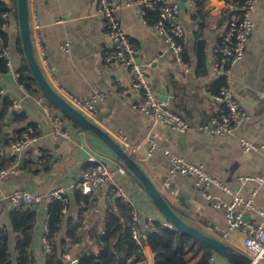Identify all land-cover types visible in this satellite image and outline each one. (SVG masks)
Wrapping results in <instances>:
<instances>
[{"label": "crops", "instance_id": "crops-1", "mask_svg": "<svg viewBox=\"0 0 264 264\" xmlns=\"http://www.w3.org/2000/svg\"><path fill=\"white\" fill-rule=\"evenodd\" d=\"M114 1L119 6L117 17L137 48L139 61L152 87L165 97L164 101L172 111L189 122L190 131L176 133L168 126L155 124L133 107L138 96L126 93L131 84L128 69L105 60L111 43L97 14V0H28L33 46L44 74L34 41L36 20L40 25L38 33L46 49V57L59 84L83 100L91 98L95 90L104 94L105 99L97 106V117L92 121L119 144L120 133L128 138L127 144L120 145L139 163L185 222L247 254L243 233L240 230L228 232L224 212L217 210L213 201L204 196L205 190L196 186L195 178L176 175L173 179L175 194H170L164 185L170 168L168 158L160 151L147 157L146 151L148 139L154 140L177 156L203 165L214 177L244 197H249L256 190L255 209L245 214V220L256 224L264 221L260 214V211L264 212V185L239 180L240 177L264 174V153H244L239 142V137H245L254 143L264 144V0L253 15L255 29L249 38L246 54L232 71V88L248 117L232 133L220 136L205 134L198 127L225 112L224 106L214 101L211 95L219 92L221 85L213 73L214 47L227 30L226 4L222 0H186L185 6L180 8L178 22L185 31L183 67L155 28L158 19L156 9L150 13L147 11L144 21L142 5H127V0ZM173 1L178 3L180 0H163V3ZM6 3L11 9L5 27L9 44L3 49H7L13 69L19 71L24 62L15 14L18 1L6 0ZM66 44L69 51L63 50ZM0 94L9 98L20 114L17 118L13 115L15 111L6 115L0 129V170L9 171L0 179V233L7 235L10 260L12 264H18L19 260L16 250L18 237L11 220L13 209L8 202L10 196L20 190L32 195H47L58 188H66L67 204L66 211L62 212L64 224L59 238H67L72 233L82 238L81 244L67 238L66 246L71 250L64 255V262L70 264L72 261L74 264L78 261L73 255L76 251L86 245L96 248L94 236L99 234L101 237L104 233L105 215L109 211L121 214L115 206L117 197L110 188L92 198L83 195L78 198L80 193L73 190L81 170L89 166L88 157L92 153L99 156V151L109 155V151L73 122L68 131L70 138L55 133L46 109L54 115H63L62 112L48 101L42 104L39 100L44 98L43 94H30L9 70L0 73ZM29 129H33V134ZM25 134L36 138V141L29 142L20 155L10 157L7 147L23 139ZM5 140L10 144L6 145ZM39 151L42 157H38ZM102 159L108 161L104 156ZM109 164L112 168L119 165L117 162ZM117 182L131 197L132 210H137L142 217L151 216L154 221L166 222L143 187L130 174L118 176ZM207 191L216 199H229L218 186L211 185ZM85 200L90 201L88 206ZM32 208L37 217L28 252L32 264H42L41 240L50 213L46 204ZM122 225L127 227V222L123 220ZM146 245L142 248V256L132 257L127 264H155V253ZM213 255L215 264H230L216 253Z\"/></svg>", "mask_w": 264, "mask_h": 264}, {"label": "built area", "instance_id": "built-area-1", "mask_svg": "<svg viewBox=\"0 0 264 264\" xmlns=\"http://www.w3.org/2000/svg\"><path fill=\"white\" fill-rule=\"evenodd\" d=\"M127 1V5H142L141 17L144 21L148 9H154L159 1L163 3V0ZM222 1L226 4L229 20L226 32L214 47L213 73L214 76L220 80L221 85L219 92L212 94L211 98L217 103L222 104L225 108V112L222 113L219 118H213L210 123L198 127L199 131L216 136L232 133L235 129L239 128L248 117V114L241 107L232 88V71L246 54L249 38L255 29L253 15L262 0ZM118 9L119 6L114 0H97V14L111 43L109 50L105 53L106 62L117 63L128 69L131 84L130 89L126 90V93H134L138 96V100H136L137 103L133 105L136 110L146 115L148 119L155 124L165 127L168 126L176 133H187L191 129L189 122L172 111L168 104L160 98L159 93L152 87L147 72L139 61L138 50L131 42L117 17ZM179 10L180 8L177 2L163 3L159 8V16L155 23V28L165 41L167 47L174 54L177 62L185 67V49L183 44L185 31L183 26L178 22ZM3 17L8 18L9 13H4ZM34 26L36 29L34 41L44 66L45 74H47L50 80L58 87L59 94L71 105L90 120L96 119L97 106L105 99L104 94L99 90H95L91 98L83 100L77 98L66 88L62 87L55 75L54 68L46 57V49L38 33L40 25L37 20L34 22ZM63 50L69 51L67 44L63 46ZM0 57L6 61L8 70L12 73L14 79L19 82L20 74L13 69L6 48L3 49ZM39 101L44 105L47 103L45 97L41 98ZM46 111L54 132L66 139L70 138V133L68 131L72 122L64 115H54L47 109ZM29 132L33 134L34 131L33 129H29ZM118 139L121 145H125L128 142V138L121 133L118 135ZM33 141H36V138L29 134H25L23 139L7 147V154L10 157L20 155L27 148L28 143ZM239 142L244 153H264V144L254 143L247 140L245 137H239ZM147 144V157H151L156 151H160L169 160V173L164 184L168 192L170 194H175L173 179L176 175L195 178L196 186L205 190L204 196L213 201V206L217 210H222L224 212L228 224V232L231 233L235 230H240L244 235L243 245L246 253L255 264H264V221L261 224H256L245 220V214L255 209L257 191L254 190L249 197H244L240 195L239 192L234 191L230 186L223 184L219 179L214 177L203 165L189 162L177 156L168 149L161 147L154 140L148 139ZM37 155L38 157H42V152L39 151ZM100 155L98 156V153H92L88 157L89 166L81 170L80 178L73 186V190L78 191L85 198H92L103 190L110 188L115 196L122 200L123 203L133 206L131 197L117 182V177L127 175L128 171L121 165H118L117 168H112L109 164L110 162H106L103 159L101 160L102 155ZM8 173L9 171L0 170V179L5 177ZM239 180L242 183L254 181L259 185H264V174L240 177ZM211 185L220 187L223 192L229 196V199L224 200L213 197L207 191ZM66 195V188H58L47 195H32L27 191L20 190L15 191L10 196L8 202L13 210L23 205L35 207L41 204L49 205L55 201L66 204ZM65 211V208H63L62 212ZM260 214L264 218V212L260 211ZM48 220L41 240L44 253L42 264H48L50 254L53 252ZM153 222V217H142L135 209L132 210L130 219L127 221V227L130 231L131 238L142 248L147 246L144 242V234L150 229ZM164 225L172 228L166 222ZM208 262L209 264H215L216 257L212 255ZM72 263L73 262L70 261V264Z\"/></svg>", "mask_w": 264, "mask_h": 264}, {"label": "trees", "instance_id": "trees-1", "mask_svg": "<svg viewBox=\"0 0 264 264\" xmlns=\"http://www.w3.org/2000/svg\"><path fill=\"white\" fill-rule=\"evenodd\" d=\"M162 4L159 1L154 8L158 11V16L159 8ZM154 9H148L147 11L149 12ZM10 10L6 0H0V54L3 48L9 44V35L5 30L7 18H5L4 22L3 14L9 13ZM15 14L17 16V8ZM21 53L24 64L17 71L20 74L18 83L30 94L41 95L42 92L33 78L22 48ZM6 71H8L6 61L0 57V73H5ZM49 103L51 104V102ZM16 110L13 107V102L0 94V129L2 127L1 121L6 115L11 114L12 111H15L13 115L16 118L20 116ZM74 125L76 124L74 123ZM5 144H10V141L5 140ZM131 177L138 182L132 175ZM84 202L88 206L90 201L85 200ZM66 204L55 201L48 205L50 213L48 224L53 247L48 264H66L64 262V255L70 253L71 250L66 246L67 238H70L73 242L82 243V238L76 237L75 233H72L71 236L68 235L67 238H59L64 224L62 210L66 207ZM115 206L119 208L121 214L115 215L109 211L105 215L106 226L104 233L101 237L99 234H95L94 236L96 248L94 249L90 245H86L73 254L78 260V264H95L96 261H99L97 264H127L132 257L142 256V247L137 245L131 238L128 227L124 228L122 225L123 220L127 222L130 219L132 207L126 205L118 198L115 200ZM36 217V211L32 207L25 205L14 209L11 213L12 226L18 237L16 243V250L19 254L18 264H32L33 262L28 251L33 240ZM144 242L155 253V264H209V258L214 254L211 248L188 235L165 226L159 220L154 221L150 229L145 233ZM0 264H12L8 253V238L6 234L3 235L2 233H0Z\"/></svg>", "mask_w": 264, "mask_h": 264}, {"label": "water", "instance_id": "water-1", "mask_svg": "<svg viewBox=\"0 0 264 264\" xmlns=\"http://www.w3.org/2000/svg\"><path fill=\"white\" fill-rule=\"evenodd\" d=\"M17 1V17L22 49L24 51V56L28 67L43 96L55 107H57L65 117L75 123L83 132L90 133L109 151V155L105 154L104 151H99L101 155L103 154L102 156L108 159V162H117L119 165L126 168L128 173L132 175L143 187L147 196L159 210L166 223H168L173 229L184 235H188L198 242L211 248L214 253L225 259L230 264H255L249 255L241 251L234 250L224 241L209 236L200 229L185 222L175 212L160 189H158L152 179L146 174L143 168L130 155V153H128L102 128H100L92 120L87 118L83 113L71 105L61 94H59V92L53 88L36 58L30 30L28 0ZM185 1L186 0L178 1L179 8H183L185 6ZM159 96L162 100H166L162 95L159 94ZM74 264H78V261H75Z\"/></svg>", "mask_w": 264, "mask_h": 264}]
</instances>
